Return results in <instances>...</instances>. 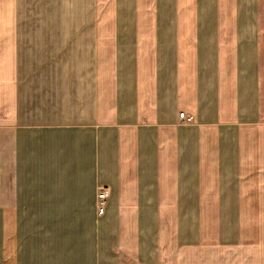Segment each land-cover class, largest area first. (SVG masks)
Instances as JSON below:
<instances>
[{"label":"crops","instance_id":"crops-1","mask_svg":"<svg viewBox=\"0 0 264 264\" xmlns=\"http://www.w3.org/2000/svg\"><path fill=\"white\" fill-rule=\"evenodd\" d=\"M263 58L264 0H0V264H264Z\"/></svg>","mask_w":264,"mask_h":264},{"label":"built area","instance_id":"built-area-1","mask_svg":"<svg viewBox=\"0 0 264 264\" xmlns=\"http://www.w3.org/2000/svg\"><path fill=\"white\" fill-rule=\"evenodd\" d=\"M181 118H187L188 120H192V117L187 116V112H180ZM112 193V188L109 184H102L99 187L97 199H98V213L100 215L104 214L108 205L109 198Z\"/></svg>","mask_w":264,"mask_h":264},{"label":"rangeland","instance_id":"rangeland-1","mask_svg":"<svg viewBox=\"0 0 264 264\" xmlns=\"http://www.w3.org/2000/svg\"><path fill=\"white\" fill-rule=\"evenodd\" d=\"M263 83H264V58H263Z\"/></svg>","mask_w":264,"mask_h":264}]
</instances>
